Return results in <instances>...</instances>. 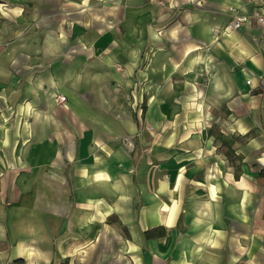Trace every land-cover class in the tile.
Instances as JSON below:
<instances>
[{"label":"crops","instance_id":"crops-1","mask_svg":"<svg viewBox=\"0 0 264 264\" xmlns=\"http://www.w3.org/2000/svg\"><path fill=\"white\" fill-rule=\"evenodd\" d=\"M261 14L0 0V264H264Z\"/></svg>","mask_w":264,"mask_h":264},{"label":"built area","instance_id":"built-area-1","mask_svg":"<svg viewBox=\"0 0 264 264\" xmlns=\"http://www.w3.org/2000/svg\"><path fill=\"white\" fill-rule=\"evenodd\" d=\"M247 2H254L260 5L262 9V14L257 16V21L259 23L264 22V0H246ZM248 21V18L245 16H238L236 17L230 24H228L225 28L224 31H234L239 28H241L246 22ZM60 102H65L66 97L65 96H60L59 97Z\"/></svg>","mask_w":264,"mask_h":264},{"label":"rangeland","instance_id":"rangeland-1","mask_svg":"<svg viewBox=\"0 0 264 264\" xmlns=\"http://www.w3.org/2000/svg\"><path fill=\"white\" fill-rule=\"evenodd\" d=\"M61 96V95H60ZM59 96V97H60ZM59 97H58V99H59ZM134 98V97H133ZM143 106V105H142ZM143 107H139L138 106V104L137 103H135L134 102V105L132 106V109L138 114V113H140L141 112V109H142Z\"/></svg>","mask_w":264,"mask_h":264}]
</instances>
